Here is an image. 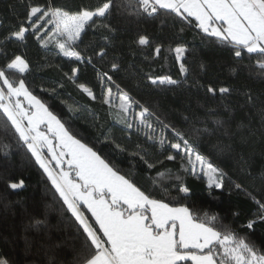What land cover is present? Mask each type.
I'll list each match as a JSON object with an SVG mask.
<instances>
[{"label": "trees", "instance_id": "obj_1", "mask_svg": "<svg viewBox=\"0 0 264 264\" xmlns=\"http://www.w3.org/2000/svg\"><path fill=\"white\" fill-rule=\"evenodd\" d=\"M103 2L0 0V68L17 55L24 58L29 70L10 71V78L24 79L78 139L122 175L155 199L187 206L200 219L205 214L215 216L217 226H227L264 252V221L259 219L264 210L257 203H264V69L259 67L264 58L246 50L236 57L234 45L207 36L193 18L189 23L164 10L149 15L138 0H112L107 17L95 18V24L87 26L73 45L80 60L65 56L54 39L42 43L53 29L50 24L35 34L29 29L24 41L8 39L22 23L28 26L30 4L75 12L94 10ZM140 36L148 37L149 44L140 45ZM177 46L186 49L181 61L175 58ZM156 47L161 48L159 55ZM180 63L186 72L181 73ZM73 69L77 72L71 79ZM163 76L178 83H151L150 78ZM79 84L90 88L96 99ZM209 87L216 89L215 94L208 92ZM221 87L229 92L221 94ZM108 88L112 89L111 104L103 102ZM121 92L138 102L127 116L115 108ZM141 107L153 114L148 117L152 129L134 119ZM176 132L222 170L223 187L210 189L206 177L198 171L193 175L186 160L181 166L179 156L167 160L169 154H176L168 147L169 141L178 139ZM162 135L164 146L159 144ZM44 153L47 156L46 149ZM21 180L22 188L9 187ZM181 187L189 192H180ZM249 221H255L251 229ZM89 253L83 229L0 112V260L82 264Z\"/></svg>", "mask_w": 264, "mask_h": 264}, {"label": "snow or ice", "instance_id": "obj_2", "mask_svg": "<svg viewBox=\"0 0 264 264\" xmlns=\"http://www.w3.org/2000/svg\"><path fill=\"white\" fill-rule=\"evenodd\" d=\"M138 4L149 15L164 10L189 23V18H193L196 26L207 36L234 45L236 57H241L242 50H246L248 54L264 58V0H138ZM112 6V0H105L94 10L81 8L72 12L50 5L30 4L26 15L28 26L22 23L8 39L24 41L29 29L35 34L43 25L50 24L53 29L42 43L47 44L54 39L65 56L80 60L82 57L73 45L81 39L87 26L95 24V18H106ZM37 39L41 38L37 36ZM138 43L148 45L149 39L140 36ZM185 51L183 46L174 49L177 61L182 60ZM160 52L161 48L156 47V55ZM116 67L113 65L114 69ZM259 67L264 69V59L259 62ZM28 70L29 64L19 55L11 59L5 68H0V112L83 229L90 253L82 259V264H187L189 261L191 264H264V252L238 237L227 226H217L215 216L205 214V219H200L187 206H171L151 197L93 147L78 139L28 89L24 79L10 78V71L24 74ZM180 71H187L183 63H180ZM76 72L73 69L71 79L75 78ZM108 79L111 80V77ZM150 79L153 84L178 83L170 76ZM78 87L93 100L96 99L90 88L84 84ZM208 92L215 94L216 89L209 87ZM219 92L228 93L229 89L221 87ZM111 97L112 89L108 88L103 102L111 104ZM119 101V109L125 116L133 103H138L124 92L119 94ZM151 115L148 108L141 107L134 119L152 129L148 120ZM127 126L131 128L132 124ZM175 135L178 139L169 141L168 147L176 154H169L167 160L173 161L179 156L181 166L184 167L183 161L186 160L193 175L199 167L207 177L210 189L223 187L220 179L224 175L222 170L194 148L180 132ZM148 139L155 138L149 136ZM165 143L162 135L159 144L164 146ZM148 167L154 165L148 164ZM23 186V180L9 185L13 190ZM179 191L187 194L189 189L181 187ZM257 203L264 210V203ZM82 209H86L90 217ZM259 219L264 221V216ZM254 223L249 221L247 227L251 229ZM0 264L7 262L0 260Z\"/></svg>", "mask_w": 264, "mask_h": 264}, {"label": "rangeland", "instance_id": "obj_3", "mask_svg": "<svg viewBox=\"0 0 264 264\" xmlns=\"http://www.w3.org/2000/svg\"><path fill=\"white\" fill-rule=\"evenodd\" d=\"M119 103H120L119 100L115 103V108H116L117 110H120V109H119ZM132 107H133V105H132ZM132 109H133V108H132ZM129 112H130V111H129ZM41 127H43V125H42ZM197 171H198L199 173H202V172L199 170V167H197ZM202 174H203V173H202ZM206 179H207V177H206Z\"/></svg>", "mask_w": 264, "mask_h": 264}, {"label": "crops", "instance_id": "obj_4", "mask_svg": "<svg viewBox=\"0 0 264 264\" xmlns=\"http://www.w3.org/2000/svg\"><path fill=\"white\" fill-rule=\"evenodd\" d=\"M22 99V98H21Z\"/></svg>", "mask_w": 264, "mask_h": 264}]
</instances>
